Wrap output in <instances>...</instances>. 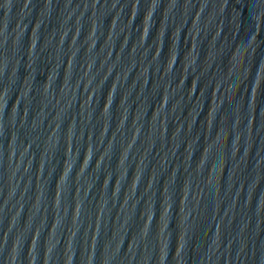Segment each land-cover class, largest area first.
<instances>
[{
  "label": "water",
  "instance_id": "95a60500",
  "mask_svg": "<svg viewBox=\"0 0 264 264\" xmlns=\"http://www.w3.org/2000/svg\"><path fill=\"white\" fill-rule=\"evenodd\" d=\"M0 264H264V0H0Z\"/></svg>",
  "mask_w": 264,
  "mask_h": 264
}]
</instances>
